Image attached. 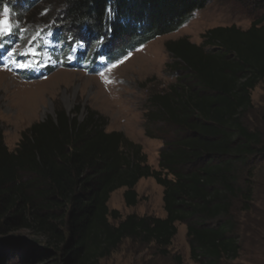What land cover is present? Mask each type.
I'll return each instance as SVG.
<instances>
[{
	"label": "trees",
	"instance_id": "1",
	"mask_svg": "<svg viewBox=\"0 0 264 264\" xmlns=\"http://www.w3.org/2000/svg\"><path fill=\"white\" fill-rule=\"evenodd\" d=\"M40 1L50 6L47 31L71 42L103 40L112 61H120L130 48L178 32L217 0ZM236 1L264 12V0ZM58 5L68 24L59 9L51 18ZM116 38L126 42L114 50ZM202 38L201 45L188 38L165 45L180 80L150 100L148 122L163 123L168 135H176L165 139L160 170L124 133L107 131L108 120L91 108L80 119L82 108L69 114L58 106L55 117L22 133L15 151L7 147L0 125V235L24 229L39 237L38 263L99 264L129 239L154 244L160 255L172 257L177 224H185L196 264L238 260L245 240L239 214L258 210L254 179L264 165V128L258 125L264 109L252 102V92L264 81V17L246 31L217 27ZM145 178L164 189L167 216L132 214L114 225L111 218L122 216L109 208L112 194L126 189L127 207L137 206L136 187ZM172 258L183 264L181 256ZM31 260L26 256L19 264Z\"/></svg>",
	"mask_w": 264,
	"mask_h": 264
},
{
	"label": "rangeland",
	"instance_id": "2",
	"mask_svg": "<svg viewBox=\"0 0 264 264\" xmlns=\"http://www.w3.org/2000/svg\"><path fill=\"white\" fill-rule=\"evenodd\" d=\"M9 1L14 5L8 7L0 3V11L4 7L9 8L14 29V35L0 41L3 44L0 47V125L4 129L7 147L15 151L22 133L35 123L55 117L58 106L66 109L69 114L77 107L82 108L80 119L91 108L108 120L107 131L122 132L140 145L155 170H160L159 158L165 139H176L174 131L168 135L169 129L165 124L152 125L147 118L152 111L151 98L167 91L180 80L174 69L175 61L166 50V43L188 38L193 44L201 45L202 37L209 30L235 25L246 31L255 20L264 17V12L260 14L252 9L246 10L236 0H217L196 12L194 18L178 32L160 36L138 49L130 48L131 55L124 61L110 64L105 56L101 59L96 56L95 51L103 49L97 40H93L92 44L80 40L82 43L78 42L72 47L67 44V38L60 39L53 32L43 33L49 23L44 17L50 6L44 7L40 0ZM41 7L42 10L37 13ZM57 10L59 18L68 24L61 5L53 7L51 18H54ZM39 32L43 37L44 51L37 37ZM58 34L62 35L60 32ZM27 40V44H24ZM33 41L35 45L31 49L28 44ZM125 42L116 38L112 47L117 50ZM31 50H35L38 57H41L40 51L42 55L44 52L45 57L43 55L37 64L26 61L27 56L23 53H30ZM11 51L15 57L9 63ZM34 59L32 55L31 60ZM69 59L74 65L68 62ZM52 66L56 70H45ZM20 68L26 71L17 72L16 69ZM252 102L258 109H264V81L252 92ZM260 120L259 116L258 125L264 128V121ZM255 176L258 210L250 214H239L245 240L240 258L230 264H264V165L260 166ZM136 191L139 203L134 207L126 205V189L112 194L109 208L119 211L122 216L120 221L111 218L114 225H119L132 214L140 217L167 216L164 210V189L155 179L145 178L137 185ZM177 229L178 235L169 247L172 257L179 255L183 264H196L191 259L187 226L177 224ZM40 241L39 237L24 229L0 235V246L8 255L5 258L6 254H1L0 264H19L26 256L31 257V264H45L35 260L38 255L35 247ZM172 257L160 255L154 244L143 246L129 239L110 258L101 260L99 264H175Z\"/></svg>",
	"mask_w": 264,
	"mask_h": 264
},
{
	"label": "snow or ice",
	"instance_id": "3",
	"mask_svg": "<svg viewBox=\"0 0 264 264\" xmlns=\"http://www.w3.org/2000/svg\"><path fill=\"white\" fill-rule=\"evenodd\" d=\"M107 16L109 19L112 17V11L111 9H107ZM0 41H2V38L9 37L14 35V29L13 24L10 18V10L8 7H4L2 11H0ZM102 43V42H101ZM0 47H3L2 42H0ZM24 55L31 54L33 56L38 55V53L35 50H31L30 53H23ZM15 63V61H13Z\"/></svg>",
	"mask_w": 264,
	"mask_h": 264
},
{
	"label": "bare ground",
	"instance_id": "4",
	"mask_svg": "<svg viewBox=\"0 0 264 264\" xmlns=\"http://www.w3.org/2000/svg\"><path fill=\"white\" fill-rule=\"evenodd\" d=\"M92 40V39H91Z\"/></svg>",
	"mask_w": 264,
	"mask_h": 264
}]
</instances>
